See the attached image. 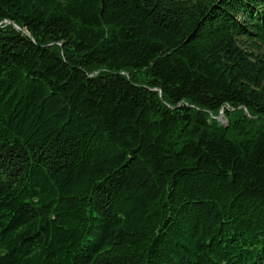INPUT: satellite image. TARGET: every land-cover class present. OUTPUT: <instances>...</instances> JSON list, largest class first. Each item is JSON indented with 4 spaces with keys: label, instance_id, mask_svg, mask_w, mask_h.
I'll return each mask as SVG.
<instances>
[{
    "label": "trees",
    "instance_id": "trees-1",
    "mask_svg": "<svg viewBox=\"0 0 264 264\" xmlns=\"http://www.w3.org/2000/svg\"><path fill=\"white\" fill-rule=\"evenodd\" d=\"M0 264H264V0H0Z\"/></svg>",
    "mask_w": 264,
    "mask_h": 264
},
{
    "label": "rangeland",
    "instance_id": "rangeland-1",
    "mask_svg": "<svg viewBox=\"0 0 264 264\" xmlns=\"http://www.w3.org/2000/svg\"><path fill=\"white\" fill-rule=\"evenodd\" d=\"M220 119H221L222 122H226V119H225V117L223 116V113L221 114Z\"/></svg>",
    "mask_w": 264,
    "mask_h": 264
}]
</instances>
